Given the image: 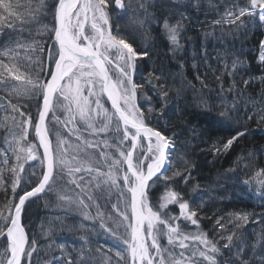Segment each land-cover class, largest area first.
<instances>
[{"label": "snow or ice", "instance_id": "snow-or-ice-1", "mask_svg": "<svg viewBox=\"0 0 264 264\" xmlns=\"http://www.w3.org/2000/svg\"><path fill=\"white\" fill-rule=\"evenodd\" d=\"M206 6L219 17L212 27L233 35L246 36L252 23L264 25V0H0V36H7L0 45V128L6 129V146L0 147V264H34L38 241L22 217L32 198L51 192L81 208L86 219L98 220L116 241L107 251L82 247L66 264H264V229L251 241L241 231L248 213L205 215L212 221L210 234L200 227L202 205L186 198L198 168L186 157L200 149L192 141L207 137L210 154L219 157L248 134L247 122L264 124V39L255 57L259 76L234 49L218 54L213 67L205 47L199 57L203 78L200 65H193L208 91L193 98L198 115L230 133L215 140L209 127L177 123L182 117L170 94L180 96L183 89H174L170 73L154 68L136 79L140 62L151 60L150 45L137 36L145 41L156 32L179 56L191 39L185 35L190 13ZM49 15L50 24L34 35L33 25ZM208 73L215 89L209 88ZM189 87L196 91L190 82ZM255 159V152H247L234 163L250 169L244 185L264 201V167L254 168ZM30 161H38L40 171L25 179ZM170 205L178 207V215L168 213ZM184 222L195 231H185ZM53 264H63V258H53Z\"/></svg>", "mask_w": 264, "mask_h": 264}, {"label": "trees", "instance_id": "trees-1", "mask_svg": "<svg viewBox=\"0 0 264 264\" xmlns=\"http://www.w3.org/2000/svg\"><path fill=\"white\" fill-rule=\"evenodd\" d=\"M214 4H223L224 0H212ZM237 3H242L243 0H236ZM49 3H51V0H49ZM227 5L225 4V7ZM207 8V9H206ZM224 7H221L219 9L220 13H223ZM210 12V13H208ZM207 13V15L205 14ZM219 18L216 12L209 7L203 8L199 12L190 13V20L187 22V32H194L196 35L198 33V30L205 35L209 31H213L215 34L214 36L220 39L218 41V47L220 48V54L221 56L224 55L226 49H234L235 52H243L244 58H246L247 63L252 68V75L253 76H259L260 71L258 69V61L255 59L254 54H256L257 45L259 42V39L263 37L262 35V25L258 22L252 23L248 25V31L246 36H241L239 33H236L233 35L232 31L228 30L227 28H213L211 25V22L214 19ZM51 16L49 15L46 19H41V21H49L51 22ZM38 25H33L31 31L35 35L37 31ZM212 27V28H210ZM186 32V33H187ZM212 32V33H213ZM221 32L224 33L223 36H221ZM191 39L189 41L184 42L186 51L180 53L179 57V66H175L176 69L174 72H179L180 81L183 85V88H186L187 83H192L195 89L201 88V91L204 92L203 94L206 96L208 94L207 89H203L201 87V83L199 80H197V70L193 67L194 63L199 64V55L198 53H195L197 55V59L192 61L193 56H190V53L193 54L195 51H199L198 49H194V38L195 36H189ZM154 42L152 45H155V48H160V43L158 41L155 42L156 37H153ZM200 36L197 37L196 43H199ZM7 40V36H0V45L4 43V41ZM157 40V39H156ZM192 43V47H191ZM153 49V48H152ZM161 54V53H160ZM190 56V57H189ZM210 58L211 61H215L214 58ZM166 57H162L159 60V65L165 64ZM191 59L189 62L188 60ZM183 63V67H180V64ZM212 63V62H211ZM213 64V63H212ZM214 65V64H213ZM143 67L147 68V65H143ZM213 67H216L213 66ZM153 67L150 63L149 70L152 71ZM205 72V68L202 65L199 67V73L201 74V77L203 78V73ZM211 73H208V76H210ZM212 76V74H211ZM209 88L215 89L216 85L213 83V79L207 78ZM180 86V84H179ZM256 90L259 89V84L256 83L255 85ZM192 89V88H191ZM186 91H189L186 89ZM192 91V90H191ZM252 91V89H250ZM183 95V94H182ZM174 97L178 99L179 107H176L175 110L178 112V114L182 117V121L178 120L177 123L191 121L192 125H199L201 127H209V130L212 135V139L215 140L217 137L220 136H227L230 135V133L224 132L219 130L217 127L209 126V118L203 117L198 115L199 109L196 108V106L193 104H187L190 105L189 107H185L183 104L184 101L189 102L187 99L183 100L184 97L182 96H176L173 94ZM175 98V101H176ZM181 99V100H180ZM35 107V104H33L32 108ZM248 127V134L245 136H248L249 139L252 137V140H254L257 143H260L264 141V124L258 125L255 121H249L247 122ZM0 133H2V129L0 128ZM33 134V133H32ZM243 137L240 139L233 147V150H231L227 154L220 155L219 157H216L215 163H216V175H213V169L214 165L211 167V170L209 169L208 165L210 163V160L214 158V155L210 154L209 152V146L211 145L212 141L207 140V137H205V142L200 141H192L191 145L199 144L200 149H203L204 151L201 152L200 149H197L196 152L191 155L190 157H186L188 159H191L192 161H195L198 164V168L196 171L192 173V176H194L195 181L198 182L201 180V177L204 178L203 182H200L202 186H206V188H211V186L217 190L219 193L222 194V196H228L231 192L227 190V188L232 191L231 188H237L238 185H241L244 181L234 178L236 182H232L233 178H231V181L227 182L225 184V187H218L215 188L216 185L213 183V177L216 176V181L218 182H224L226 178L223 179L222 173H225L223 169L218 166V160L222 159L223 162L227 161L224 159V157H227L229 161H232L233 159V152L236 151L237 148L242 147L243 144L247 141L246 137ZM34 135H29V138L32 139ZM189 139V137H181L180 140L184 141ZM248 139V140H249ZM261 149H264V144L261 147ZM191 150V148L189 149ZM259 152V148L256 149ZM183 152V149L180 150ZM256 151V153H257ZM243 153V152H241ZM258 154V153H257ZM176 155V154H174ZM264 155V154H262ZM219 168V169H217ZM225 168V167H224ZM30 171V169L27 170V172ZM26 172V173H27ZM32 172V170H31ZM38 174V173H37ZM202 174V175H200ZM237 176V175H236ZM26 178V177H25ZM29 179V177L27 178ZM212 180V181H211ZM229 184V185H228ZM223 189V191H222ZM250 191H253V188L248 187L243 188L240 187L238 190V199L237 201L230 202L232 203L231 207L234 209H238L240 207L243 212H246L250 216V221L245 224L247 226L251 225L253 231L256 232L255 234L260 233L261 229H264V223H261L264 216H261V213H264V207H261V205H264V201L258 199L256 195H249L248 193ZM53 195L57 194L56 192H52ZM51 193H45L38 198H33L30 203L26 206V212L24 213L22 220L25 224V227L27 231H29L30 237L34 236L38 241V251L33 256L34 264H53V258H55L56 261H61V258H63V264H66L67 257L69 255H72L73 258L76 257L79 250L83 248L91 247L93 249L95 248H103L104 251L106 250V247L111 244V242L105 243L104 241L110 239V236L104 232L100 228V224L98 222H92L90 220H85V218L79 216L76 214L75 211H66V210H60L61 215H59L58 211L55 209L56 207L60 205L56 202L54 196ZM3 200V193L0 192V201ZM212 203H209V205L204 204V212L206 214H209L210 207ZM253 215L256 217L252 218ZM81 218V219H80ZM260 220V221H259ZM200 223L203 224V227H205L208 224V221L205 219H201ZM248 239L252 240L253 236L249 235L247 237ZM84 240H87V243H84ZM102 243L105 245L102 246ZM60 245H64V249H60ZM227 254V253H225ZM109 255H112L111 253Z\"/></svg>", "mask_w": 264, "mask_h": 264}, {"label": "rangeland", "instance_id": "rangeland-1", "mask_svg": "<svg viewBox=\"0 0 264 264\" xmlns=\"http://www.w3.org/2000/svg\"><path fill=\"white\" fill-rule=\"evenodd\" d=\"M153 2L159 4L160 3V0H153ZM165 2H167V0H165ZM174 2L175 3H183V2H185V0H174ZM208 13H210V12H208ZM112 19L114 21H116L117 18H116V16H113ZM126 21H127V17L125 19H123V20H119L118 22L121 25H124L126 23ZM42 24H50V22L49 21L47 22V21L43 20V21L40 22V24H38V26H36L37 27L36 29H38L40 27V25H42ZM210 28H212V27H210ZM262 29H263V31H262V34H263L262 36L263 37H261L259 40L264 39V25H262ZM212 32L209 31V32L206 33L207 35L206 34L203 35L200 32V30H198L197 35L194 32H187L185 34L187 37H189V36H195L194 41H193L194 42V45L193 46H194V49L195 50L196 49L199 50L198 52L195 51L193 54L190 53V56L196 57L197 55H195V53H198L199 57L202 56L204 54L205 47H206L207 52L210 54V57L211 58H215L218 54L221 53L220 52V48L217 46L218 45V41L220 39H218L217 37H215L214 36L215 33L214 32L212 33ZM156 35H157V37H156L157 40L155 39V42L158 41V43L161 44L160 45L161 50L159 48L157 49V47L155 48V45H152L153 42H154L153 36L151 37V39L145 40V41H140L139 36H137L138 42H140L142 45L143 44L150 45L149 51H150V55H151V60H148L147 58H145L144 60H142L140 62V64H141V73L137 74V76H136L137 81L139 82L141 80V75H146L148 72H150L149 65L151 63L153 69L154 68H156V69H162L165 72V74H169V73L171 74V76L169 77V80H170V83H173L174 89L175 88H182L183 89V91H182V93H181L180 96L184 97L183 100L187 99L189 101V102H186V101L183 102V104L185 106L187 104H190V105L191 104L192 105L194 104L195 105L193 98L195 96L201 94V92H202L201 91V88L200 89L198 88L195 92H193V90L189 87V83L186 84V88H183V85H182V83L180 81V77L181 76L179 75V72L178 73L177 72H174V70H179V69H176L175 68V66H179V57L178 56H173V54L169 51L168 44L166 43L165 39L161 35H159L157 33H156ZM198 36H200V39H199L200 44L199 43H196ZM49 43H50V41H49ZM191 47H192V43H191ZM254 53L255 52H253L254 57H257V55H258L257 50H256V54H254ZM179 56L181 57L180 54H179ZM162 57H164V59L166 57L167 59L165 61V64H163V65L160 66L159 65V60ZM190 60L191 59H189L188 62ZM192 61H193V58H192ZM211 62L214 64L213 66H215L216 63H217L216 61H211ZM202 64H203L202 61L199 59V65H202ZM143 65H147V68L146 67H143ZM211 77L212 76L210 74V76L207 77V78H211ZM179 84H180V86H179ZM191 85H193V84L191 83ZM186 89L189 90V91H186ZM173 94H175V93L173 92L170 95L173 96ZM175 98L176 97L173 96L172 103L174 104V106L176 108V107H179V103H178V99L177 98H176V101H175ZM33 104H35V101L34 100L32 101L31 106ZM106 107H108V105ZM31 111H32L33 114L36 113V104H35V107L31 108ZM3 115H4V113L3 112H0V118H2ZM1 129H2V133H0V147H5L6 145L4 144V138L6 136V129H4V128H1ZM245 137H246L247 141L243 144L242 147L237 148L236 151H234L232 153L233 154L232 155L233 156L232 161L231 162H228L225 165V168L223 169V171L225 173H222V176H223V179L226 178V180L224 182H218V181H216V176L213 177V183L216 185V187H215L216 189L218 187L224 188L225 187V184L227 182L231 181V178L233 176L236 179L243 180L244 182L246 180H248L249 174H250V169L249 168H246L244 166V164H241V165L237 166V164L234 163V162L236 161V159H237L238 156H243L247 152H255L256 153L257 147L259 148V152L257 151L258 154L256 153V159L253 161V167L254 168L264 167V155H262V154H264V152H261L260 151L261 150V147L264 144V141H262L260 143H257L254 140H252V137L250 139H249L248 136H245ZM28 139H29V141H33V138L30 139L28 137ZM241 152H243V153H241ZM215 160H216V156L214 155V158L211 159L210 162H208V163H210L208 165V167H209L210 170H211V167L214 165V167H212V168H214L213 171H212L213 172V175H216V171H217L216 168H215V166H216ZM245 163H247V161H245ZM26 169L27 170L30 169V171H28L25 174V177H26L25 179H27L29 177L28 173H31V170L32 171L35 170L37 173H39V171H40L39 162L38 161L37 162H31V161L28 162L26 164ZM217 169H219V168H217ZM200 175H202V174H200ZM202 179L204 180V178L201 177V180L198 181V182H196L195 181V178L193 176L192 183L187 186V192L189 193V195H187L186 198H195L196 199V203L197 204H201V205H203V204L209 205V203H212L211 204V207H210V212H208L209 214H207L208 216H213V214L227 216L230 213L243 212V210L240 207H238V209H236L234 211V209L231 207L232 203H229V199L231 198L233 200V202H234V198L235 197H238V190L240 189V187L247 188V186L244 185V182L241 185H238L237 188L236 187L235 188H231L232 191H230V189L227 188V190H229V192H231V194L230 195L228 194L227 199H226V196H222V194L219 193L217 190L215 191V189L212 186H211V188H206L205 185L202 186L201 183H200V182H203ZM232 182H236V180L233 179L231 181V183ZM181 187L182 188L184 187L183 183H181ZM248 187L253 188L251 185H248ZM162 191H163V189L160 188L159 190H157V191L154 192V195L157 198L156 203H158V198H159V195H160V193ZM222 191H223V189H222ZM51 194L53 195L52 192H51ZM40 195H42V194H40ZM54 198H55L56 202L60 205V208H59V206L55 208L58 211L59 215H61V211L60 210L75 211L76 214H78L79 216L85 218L84 215H83V210L81 208H79L77 206H71L70 207V206H68L66 204H63L58 199V195L57 194H55ZM167 211H168V213L170 215H178L179 214L178 207L175 206V205H170ZM91 212H92V215H94L95 214V209L93 208L91 210ZM254 217H256V216L253 215L252 218H254ZM85 220H89V219H86L85 218ZM263 220H264V218H263ZM90 221H92V222H98L99 223L98 220H96V221L90 220ZM206 221H208V224L205 227H203V224L200 223V227H201L202 230H204L206 232H209L211 234V229H212V226H213L212 225V221H210L208 219ZM245 226H246L245 224L241 226V231L247 237L249 235L253 236V234L256 233V232L253 231L252 223H251V225H249L247 227H245ZM182 227L184 228L185 231H195V226H192L190 223H187V222L182 223ZM248 240L251 241L250 239H248ZM104 242L105 243L111 242V244L106 247V250H107V248L110 247L116 241L110 236L109 241L106 240ZM161 243L166 245L167 244L166 239H163L161 241ZM2 245H3V241L0 240V247H2ZM103 245H105V244L102 243V246ZM225 255L227 256V254H225Z\"/></svg>", "mask_w": 264, "mask_h": 264}, {"label": "bare ground", "instance_id": "bare-ground-1", "mask_svg": "<svg viewBox=\"0 0 264 264\" xmlns=\"http://www.w3.org/2000/svg\"><path fill=\"white\" fill-rule=\"evenodd\" d=\"M152 36H153V37H154V36L157 37L156 32H153ZM32 106H33V105H32ZM32 106H31V108H32ZM30 134H31L32 136L34 135V133H33V134L30 133ZM224 159L227 160V161L223 162L222 159H219V160H218V164H217V165L220 166L221 169H224L225 165H226L228 162H231V161L228 160L227 157H224ZM221 165H222V166H221ZM232 178L234 179L235 177L233 176ZM187 199H189V200L191 201L192 199H195V198H187ZM226 199H227V196H226ZM237 200H239L238 197H235V198H234V201H237ZM195 201H196V199H195ZM230 202H233V200H232L231 198L229 199V203H230ZM202 207L204 208V204L202 205ZM205 215L208 216V215L203 211V212L201 213V219H205V218H204ZM205 220H207V219H205ZM26 231H27V229H26Z\"/></svg>", "mask_w": 264, "mask_h": 264}, {"label": "water", "instance_id": "water-1", "mask_svg": "<svg viewBox=\"0 0 264 264\" xmlns=\"http://www.w3.org/2000/svg\"><path fill=\"white\" fill-rule=\"evenodd\" d=\"M105 99H106V97H105ZM108 104L110 105V102H108ZM41 152H42V149H41Z\"/></svg>", "mask_w": 264, "mask_h": 264}]
</instances>
